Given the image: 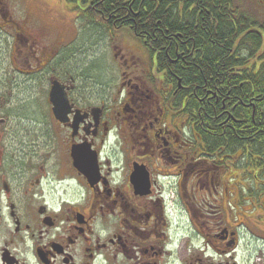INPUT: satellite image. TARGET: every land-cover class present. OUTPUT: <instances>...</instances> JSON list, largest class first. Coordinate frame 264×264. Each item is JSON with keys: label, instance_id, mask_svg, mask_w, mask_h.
<instances>
[{"label": "flooded vegetation", "instance_id": "obj_1", "mask_svg": "<svg viewBox=\"0 0 264 264\" xmlns=\"http://www.w3.org/2000/svg\"><path fill=\"white\" fill-rule=\"evenodd\" d=\"M233 2L224 0L226 15L250 21L257 41L251 53L242 37L227 55L260 73L264 0ZM15 3L0 0L1 11L11 18ZM20 13L19 22L0 20V33L11 53L32 58L18 75L48 73L49 124L36 143L37 125L6 130L0 112V264H264V150L251 135L261 126L260 87L188 86L166 69L182 66L180 43L165 48L133 26L87 20L94 30L68 52L60 32L52 38ZM87 51L106 53L114 75L82 70ZM52 81L66 96L62 120L49 101ZM27 133L30 150L11 153L6 140Z\"/></svg>", "mask_w": 264, "mask_h": 264}, {"label": "trees", "instance_id": "obj_2", "mask_svg": "<svg viewBox=\"0 0 264 264\" xmlns=\"http://www.w3.org/2000/svg\"><path fill=\"white\" fill-rule=\"evenodd\" d=\"M65 1L73 7L78 3L86 6L83 16L103 29H110L111 25L133 26L137 34H145L150 41L162 43L165 48L180 43L185 55L182 57V66L166 69L178 72L186 85L203 86L207 82L209 87L232 88L243 82L248 88L260 87L257 102L264 104V63L260 73H253L248 67H252V64L247 61L238 62L232 54L227 55V47H232L242 37L251 43L253 53V44L257 41L253 25L248 20L239 21L235 16H227L224 0ZM191 5L192 8L197 6L201 10L200 23H196V10L189 8ZM229 7H234L233 0H230ZM170 53L172 56L173 53ZM159 61L162 64L161 57ZM238 68H243L240 76L235 73ZM234 75L237 77V84L234 82ZM237 95L236 90L234 96ZM245 95L247 102L252 96L247 91ZM260 108L257 110V117L261 126L252 128L251 135L261 137L264 150V107L261 115Z\"/></svg>", "mask_w": 264, "mask_h": 264}, {"label": "rangeland", "instance_id": "obj_3", "mask_svg": "<svg viewBox=\"0 0 264 264\" xmlns=\"http://www.w3.org/2000/svg\"><path fill=\"white\" fill-rule=\"evenodd\" d=\"M14 1L17 3V7L13 8V12L10 10L11 18L8 13L5 14L3 12L5 6H3V11H1L0 7V20L3 23H8L7 20L10 19L19 22L20 11L25 8L26 12L28 11L31 16L43 22L47 28L49 27L52 32V38L57 33H61V37L68 44V52L79 49L82 44H85L88 35L94 30L86 25L87 19L82 15L86 6L76 5L73 7V5H67L65 0ZM61 26H64V30H61ZM88 29H91V31H88ZM6 30H12V28L8 27ZM2 34L0 33V36H2L0 37V112L3 113L5 119L10 120L9 123L13 126L10 127L9 125L6 130L11 128L18 129L20 128L19 125L24 122L29 126H21L20 130L22 135H24L28 128L36 130L35 125L38 127L37 135L36 132L30 131L34 134L32 139L28 137L27 133L23 138H8L6 144L10 148L11 153H14V150L17 152L27 151L28 149L30 150L28 146L29 140L35 139L36 143L43 141L41 140V135L45 133V130H48V78L46 76L48 73L39 71L41 68H38L39 72L28 75L30 77L17 75V70L25 69L29 62L30 64L32 63V58L31 56H25V61H23V57L19 56L23 54L11 53L9 48L11 39L8 35ZM2 50H5V53H2ZM89 55H92V53L87 51L80 58L82 70L93 73H95V70H107L113 71L114 75L115 67L106 53L103 52L102 55L95 58ZM68 59L70 60L71 70H76V64L72 62L74 60L73 57L69 56ZM3 85L4 89L2 88ZM1 117L3 118V116Z\"/></svg>", "mask_w": 264, "mask_h": 264}, {"label": "water", "instance_id": "obj_4", "mask_svg": "<svg viewBox=\"0 0 264 264\" xmlns=\"http://www.w3.org/2000/svg\"><path fill=\"white\" fill-rule=\"evenodd\" d=\"M49 101L53 105L55 118L62 120L68 113L66 96L62 90V85L57 81H52L49 93Z\"/></svg>", "mask_w": 264, "mask_h": 264}]
</instances>
